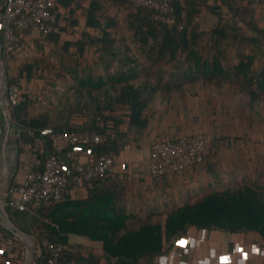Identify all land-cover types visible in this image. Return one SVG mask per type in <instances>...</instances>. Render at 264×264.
Wrapping results in <instances>:
<instances>
[{
  "label": "trees",
  "instance_id": "1",
  "mask_svg": "<svg viewBox=\"0 0 264 264\" xmlns=\"http://www.w3.org/2000/svg\"><path fill=\"white\" fill-rule=\"evenodd\" d=\"M117 1L124 10L125 27L147 65L141 64L142 59L136 56L120 55L114 43L110 42L114 49L104 46L107 27L100 25L95 16L99 6L96 9L93 4L76 6L84 14L86 28L96 27L102 31L100 40H90V44L101 42V47L105 48L101 56L121 67L111 71L110 66H105L103 74H95L91 68H65L63 71L73 83L67 84L68 94L58 101L55 116L48 112L32 115L30 108L35 101L23 94L17 106L8 107L18 140L23 144L18 150H24L27 145L39 155L38 150L44 148L60 158V144L41 136V131L50 129L59 134L86 129L97 133L111 130L115 138L92 146L90 153L95 156L110 153L115 159L128 141L129 133L139 134L147 128L149 119L145 110L152 103L154 93L161 92L165 96L197 83L216 88L227 86L246 100L241 101V110L247 107L254 116H259L258 107L264 103V64L257 65V62L264 52L261 54L255 48L260 45L259 39H264V28L254 18L243 15L242 6L237 4L241 0H172L174 25L154 21L148 9L133 7L125 0ZM59 5H63L73 19L76 16L64 0H55L54 27L61 30L56 13ZM222 7L231 19L228 27ZM27 30L20 33L21 46ZM39 35L58 39L56 33ZM243 41L249 46V52H242ZM64 45L67 49L71 44ZM70 60L77 65V58ZM44 67L40 68L34 61L23 65L19 73H25L27 79L45 80L55 71H62ZM121 109L127 114L116 115ZM124 116L127 117L125 131L121 129ZM196 133L206 141L200 131L189 135ZM70 149L72 147L67 146L62 154ZM107 176L96 179L94 188L85 198L28 206L23 212L9 209L7 212L12 222L36 243L50 241L64 246L58 264H99L94 247L101 250L106 264H148L166 256L173 241L186 235L190 227L227 234L254 233L264 241V189L244 183L221 187L193 204L185 203L170 210L163 224L148 221L129 230L127 223L131 215L120 205L119 188ZM0 233L13 236L1 227ZM70 237L89 241L92 247L83 250L81 245L69 243ZM43 263V258L35 253L33 264Z\"/></svg>",
  "mask_w": 264,
  "mask_h": 264
},
{
  "label": "crops",
  "instance_id": "2",
  "mask_svg": "<svg viewBox=\"0 0 264 264\" xmlns=\"http://www.w3.org/2000/svg\"><path fill=\"white\" fill-rule=\"evenodd\" d=\"M64 1L74 11L76 18L73 19L63 5L57 7V18L62 27L61 30L57 29L58 39H45L35 30L29 29L22 36L21 48L6 64L8 77L20 86L24 95L35 101L30 108L32 115L43 112L52 116L57 114L58 101L68 94V90L64 92L65 86L69 82L73 83L70 76L63 71L65 68H91L93 73L103 74L105 66H110L111 71L121 67L119 63H109L108 59L101 56L105 49L101 47V42L90 44V40H100L102 31L96 27L86 28L84 14L76 6L93 4L95 9L99 6L95 16L100 25L107 27L104 43L106 48L114 49L110 42L114 43L117 52H121L120 55L126 53L130 58H134L138 52L123 21L124 10L119 7L117 0ZM2 3L3 0H0V10ZM65 43L71 45L64 49ZM73 57L78 59L77 65L70 60ZM34 61H37L40 68L43 65L44 68L52 65L50 69L62 70L55 71L52 76L54 79L47 89L43 88L45 85L40 80L27 79L25 73H19L23 65ZM142 63L147 65L146 60L142 59ZM2 77L0 68V227L10 230L7 220H12L7 215L8 209L4 206L1 192L6 186L21 180L23 167L32 159L33 151L29 152L27 145L24 150H18L20 146L23 148V144L18 140L8 107L4 104L6 95ZM237 95L227 86L216 88L201 83L185 85L181 92L174 91L165 96L161 92L153 94L152 103L145 110L149 119L147 128L139 134L129 133L128 141L115 157L112 171L107 176L118 186L120 205L131 215L127 223L129 230L148 221L163 224L170 210L185 203L193 204L205 194L221 187H230L233 181L242 179V165L249 158L242 156V140L239 144L237 134L230 133L229 127L232 115L230 106L234 105L236 114H241L242 111L241 102L236 99ZM44 98L52 105L41 109L38 105H43L41 101ZM55 100L57 102L54 103ZM115 114L125 115L127 111L121 109ZM122 121L121 129L125 131L127 117L124 116ZM199 131L206 136L204 163L161 179H152L148 165L150 143L162 139H176L181 135ZM66 147L61 144L58 151L61 152L60 158L68 170L86 159L85 151L74 147L62 154ZM231 150H234L233 156ZM239 151L241 156H238ZM248 168H245L246 173L249 172ZM250 172L252 178H255L256 168H251ZM28 238L31 242L32 238ZM69 243L81 245L83 250L92 247L91 242L78 237H70ZM173 249L183 254L180 264H264V243L254 233L227 234L218 230H197L190 227L186 235L173 241L166 256L157 259L160 264H171L175 261L171 255ZM93 253L99 264H106L100 249L94 247ZM2 262L0 259V264ZM9 264H20L19 258Z\"/></svg>",
  "mask_w": 264,
  "mask_h": 264
},
{
  "label": "built area",
  "instance_id": "3",
  "mask_svg": "<svg viewBox=\"0 0 264 264\" xmlns=\"http://www.w3.org/2000/svg\"><path fill=\"white\" fill-rule=\"evenodd\" d=\"M133 7L151 11L154 21L174 25L172 0H125ZM55 0H3L0 10V68L3 72L6 107L17 106L23 100V92L7 75L6 64L21 48L20 33L33 29L41 35L57 33L54 27L52 8ZM41 136L60 145L82 149L86 159L78 162L71 169L64 167L62 160L44 148L33 152L32 159L25 164L21 180L10 184L1 192L4 206L11 211L23 212L28 206L39 207L50 202L85 198L94 188V181L107 176L114 163L110 154L92 155L91 147L110 142L115 138L113 131L97 133L92 130L55 133L50 129L41 131ZM59 147V146H58ZM31 152V149H28ZM206 151L205 138L199 133L181 135L176 139L154 141L149 148V172L152 179H161L167 175L180 173L204 162ZM13 236L0 233V259L2 264H9L18 259L22 240L13 230ZM31 254H37L43 264H58L64 246L50 241L42 244L31 239ZM21 253V252H20ZM28 253V251H27ZM174 260L171 264H180L183 254L177 249L171 252ZM27 257L24 264H33V257ZM22 264V256H19ZM148 264H160L155 260Z\"/></svg>",
  "mask_w": 264,
  "mask_h": 264
},
{
  "label": "rangeland",
  "instance_id": "4",
  "mask_svg": "<svg viewBox=\"0 0 264 264\" xmlns=\"http://www.w3.org/2000/svg\"><path fill=\"white\" fill-rule=\"evenodd\" d=\"M237 4H240L242 6V12L243 15L249 16L254 18L256 20L257 24L264 28V0H241L240 2H237ZM226 9L222 7V15L224 16L225 23L228 25H231V19L226 14ZM242 33L244 34V30L242 29ZM259 47L255 48V50L258 52H264V39L263 37L259 39ZM249 46L245 44V42H242V52H249L248 49ZM263 54V53H261ZM136 58H141V53L136 52L135 53ZM233 56V55H232ZM143 61H145V58H142ZM264 64V54L260 55L258 57L257 65ZM48 76V75H47ZM54 78L52 76H48L43 82L40 80V82L45 85L43 86L44 89H47L49 84L52 83ZM68 87L65 86L64 92H67ZM238 96V95H237ZM236 96V99H238L239 102L242 100H245L244 97ZM57 102L56 100L54 103ZM246 102V100H245ZM43 104L38 105L41 109L48 108L52 105V103L47 100V98H44L43 101H41ZM51 103V104H50ZM242 106H245L244 103H242ZM261 106V107H260ZM258 108L260 114L259 116H254L247 107L242 109L240 112L241 114H236L234 108V105L230 106L231 111V119L229 123V127L231 128L230 133H235L238 136V142L241 143L242 140V156L245 158L248 156L249 160L248 166H246V163L242 165V179H239V181H233L231 187H235L239 184H250L256 188L264 189V103L261 104ZM237 109V107L235 108ZM238 111V110H237ZM234 138V137H232ZM248 146V149H247ZM247 150V151H246ZM232 156L234 155L233 151ZM238 156L240 155V151L238 152ZM252 159V161H251ZM30 161L26 162L25 164L29 163ZM249 169V172L246 173V169ZM251 168H256L257 172H255V178H252V172H250ZM7 215H9L7 213ZM9 217V216H8ZM31 243V242H30ZM264 243V241H263ZM28 247L27 244L22 241V248L18 252L22 256V264L25 263V260H27L28 253H27ZM21 252V253H20ZM32 257L34 256L31 254Z\"/></svg>",
  "mask_w": 264,
  "mask_h": 264
},
{
  "label": "water",
  "instance_id": "5",
  "mask_svg": "<svg viewBox=\"0 0 264 264\" xmlns=\"http://www.w3.org/2000/svg\"><path fill=\"white\" fill-rule=\"evenodd\" d=\"M7 222H8V225H7L8 228L16 232L19 235V237L23 240V242L27 244L28 257L31 258L30 256L31 255V245H30L31 243H30L28 236L24 232H22L17 226L12 224V222L9 219L7 220Z\"/></svg>",
  "mask_w": 264,
  "mask_h": 264
}]
</instances>
